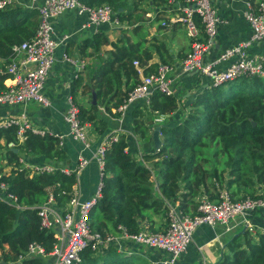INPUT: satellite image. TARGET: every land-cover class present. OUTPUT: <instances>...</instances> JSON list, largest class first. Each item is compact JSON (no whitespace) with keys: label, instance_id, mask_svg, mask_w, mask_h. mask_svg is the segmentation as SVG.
Here are the masks:
<instances>
[{"label":"trees","instance_id":"obj_1","mask_svg":"<svg viewBox=\"0 0 264 264\" xmlns=\"http://www.w3.org/2000/svg\"><path fill=\"white\" fill-rule=\"evenodd\" d=\"M80 2L90 7L107 4L124 23L131 21L139 5L152 3L158 6L166 0ZM194 20L203 28L198 16ZM38 21L35 6L18 5L0 11V59L5 64L9 62L14 46L35 35ZM108 44L107 36L97 32L83 42V49L91 48L99 53L101 47ZM111 45L113 51L107 54L110 62L99 64L92 70L94 84L90 89L95 93V103L88 107L78 103L75 90L79 79L70 87L79 120L96 127L101 136L107 130L102 115L118 118L119 115L112 110L122 104L138 82L132 62L150 59V55L140 51L139 43L124 45L120 40ZM160 58L165 64L163 57ZM176 107L174 97L152 92L144 108L146 112L139 108L133 111L132 128L136 138L144 143L150 141L154 115L164 116L175 111ZM159 126L161 148L143 155L144 162L129 153L125 135L117 134L118 140L107 148L101 197L89 214L93 231L105 235L116 233L117 226H122L129 234H135L145 222L151 221L152 216L166 219L168 205L172 202L178 201V209L184 214L188 213L189 205H195L196 211L198 202L195 204L194 199L201 193L209 194L211 190L214 196L210 200H215L218 190L223 188L233 200L259 195L255 190L264 184V78L241 77L220 86H209L196 96L185 117L166 119ZM16 132V127L0 129V173L4 166L11 167L9 176L3 180L8 185V192L23 207L17 208L0 200V264L15 262L31 243L41 245L46 253L51 252L55 243L53 232L40 228L37 210L31 208L46 202L45 190L49 187L53 188L55 207L63 208L76 183L75 174L67 176L59 170L32 178L25 172L15 171L18 159L24 155L41 158L58 168H62L66 158L58 139L48 134L40 137L28 132L22 144L8 149V143L16 142ZM214 145L216 148L209 156L205 150L211 151ZM215 155L224 158L221 170L214 163ZM225 170L229 174L225 182L227 188L222 186ZM243 193L245 195L240 196ZM105 253L111 258L108 264H132L135 261L133 256L117 260L119 253L114 247ZM81 257L80 264H103V254L85 250ZM50 260V257H38L24 260L22 264H47ZM216 264H264V234L254 236L242 231L233 235Z\"/></svg>","mask_w":264,"mask_h":264},{"label":"built area","instance_id":"obj_2","mask_svg":"<svg viewBox=\"0 0 264 264\" xmlns=\"http://www.w3.org/2000/svg\"><path fill=\"white\" fill-rule=\"evenodd\" d=\"M215 0H184L185 6L182 8L183 17L179 19L185 24L188 36L192 39L190 50L181 60L178 66L161 64L155 73L150 75L142 74V69L137 61L132 65L138 73L139 80L134 89L122 104L114 110L119 118L123 117L128 108L136 101L144 100L148 103L152 92L157 91L165 96L171 97L174 91L171 87L172 81L168 78L170 73L179 71L183 74L193 72L210 80V86H220L241 77L264 78V68L259 59H248L246 49L252 43L264 39V0H245L244 18L251 27L252 34L249 40L226 49L214 61L205 62V53L213 44V39L220 23L216 11L212 7ZM233 1V0H221ZM27 5L35 6L38 12V26L35 35L28 41L12 48V56L9 62L0 67V79L9 80V85L0 91V107H13L35 103L48 107L49 100L43 95L42 90L48 74L55 62L54 52L60 43H65L69 36H63L60 42L53 40V21L67 11L75 12L79 16L85 17L83 26L85 29H92L97 33L104 25L120 26L112 7L102 4L95 7L87 6L80 0H26ZM23 5L21 0H0V11L14 6ZM194 16H198L205 34L204 42L196 39V28L193 23ZM165 26V24H162ZM237 58L225 69H219V64ZM63 60L76 68L77 74L84 68V63L63 56ZM5 81V83H6ZM67 108L64 114V121L68 126V137L83 146V150L90 147L89 129L90 124L82 123L78 117V107L73 98L68 95L66 98ZM165 121L163 116L154 120L155 124H162ZM17 128L16 142L7 144L8 149H15L26 139V134L44 137L46 134L54 136L59 141L63 136L49 134L44 130L34 128L27 119L25 112L17 116L0 119V129ZM118 140L116 134L105 137L94 155V160L99 169V183L92 198L81 201L79 193L75 191L74 185L68 193L69 201L63 208L55 207L53 188H46L47 200L42 205L32 207L37 210L40 228L53 232L55 243L51 252L46 253L44 248L31 243L26 251L18 255L15 262L5 264H22L24 260L33 258H51V264H80L81 254L85 250H90L95 254H103L110 247L122 252L124 244L155 249L165 255L151 264H177L181 255L185 254L192 240L194 231L200 226L222 227L225 233L233 230V223L237 219H242L243 231L256 234V228L246 218L247 214L259 213L264 220V195L256 197H244L233 200L225 189L217 192V198L210 200L202 196L198 200L196 213L188 215L182 213L178 208L170 207L166 215V229L163 232H152L148 227L135 233L129 234L122 226H117L116 233L102 235L91 229L89 224V214L101 197L103 186L104 154L107 148ZM89 164V160L82 155L78 157L77 167L74 171L58 168L52 163L31 164L23 157L19 158L14 170L25 172L29 178L39 174H53L61 171L69 176L77 174ZM9 175L0 173V200L20 207L17 198L8 192V185L3 180ZM76 184V183H75Z\"/></svg>","mask_w":264,"mask_h":264},{"label":"crops","instance_id":"obj_3","mask_svg":"<svg viewBox=\"0 0 264 264\" xmlns=\"http://www.w3.org/2000/svg\"><path fill=\"white\" fill-rule=\"evenodd\" d=\"M21 1L23 5H27L26 0ZM145 4L148 8L144 11V17L136 21L135 15V23L132 21L120 22V26L104 25L99 29L98 32L107 36L109 41L108 45L101 47L99 53H95L91 48L83 49V42L92 38L95 34L92 29L83 28L86 21L85 17L71 11H67L59 16L53 21L52 38L58 43L63 36L68 35L69 39L65 43H60L56 48L54 52L55 62L43 86L42 93L49 100L50 105L43 107L35 103H29L24 106L0 107V119L17 116L25 112L28 121L34 128L44 130L49 134L63 136L60 148L64 151L66 158L62 168L74 171L77 167L79 155L89 160V164L77 174L76 184L73 188L79 193L81 201L89 200L96 191L99 183V169L94 160V155L105 137L111 134L125 135L129 153L136 160L144 162L142 156L152 154L155 151L152 142V129L159 126V124L154 123L150 131V141L144 143L138 140L133 133L132 114L137 108L142 109L145 113L146 109L144 108L148 105L149 101L148 103L144 100L136 101L128 108L122 118L112 119L104 113L102 119L106 123L107 130L101 136L96 127L91 126L89 129L90 147L84 151L81 144L72 141L68 137V126L64 121V114L67 108L66 98L70 95L72 83L77 82L78 79L80 80L75 90L76 99L79 104L88 107L87 100H84L87 93L89 95L93 93V102H90V104H94L95 93L90 89L92 84H94L92 70L96 66H99V64L103 65L106 61L110 62L111 59L108 58L107 54L113 51L111 44L119 43L120 40L124 45L139 43L141 44L140 51L150 55V59L146 61L142 60L139 62L138 60H134L140 64L142 74L144 75H146L145 73H148V75L155 73L158 66L163 64L160 56L166 61L165 64L178 66L190 50L192 39L188 36L185 24L179 21L184 16L182 12V8L185 6L184 0H166L164 4L158 6L152 3ZM212 7L216 11L220 23L217 26L212 46L205 53L204 59L206 63L214 61L226 49L249 40L252 34L251 27L244 18L246 9L245 0H215L212 2ZM193 23L196 28V39L204 42L205 34L203 28L196 25L194 18ZM162 24H165V26H162ZM245 53L248 59L261 60L264 68V39L252 43ZM63 56L84 63L85 66L77 74V77H75L76 68L65 62ZM236 59L233 57L219 64L218 68L225 69ZM3 65H5L4 60L0 59V67ZM137 78L139 80L138 73ZM168 78L172 81L171 87L174 94L171 97L176 99L177 107L175 111L163 117L165 120L170 118L180 120L187 115L196 96L203 89L209 87L211 83L207 77L201 76L197 72L183 74L176 71L170 73ZM122 79L125 81V78ZM5 81L6 78L0 79L3 90L9 85V80L6 83ZM112 113H114V109ZM157 117L159 116L154 115V120ZM159 140H162L160 134ZM22 157L31 164L48 163L41 158L28 157L27 155ZM146 165L148 166V163ZM8 167V170L11 172V167ZM258 191L260 192L259 194L264 195V188H259ZM202 196L213 198L214 193L212 190L209 194L205 193L203 195L201 193L194 199V203L196 204ZM178 205L179 202L177 201L172 202L168 207L178 208ZM195 213V205H189L187 214L193 215ZM246 218L251 220L256 228V233L264 234V220L259 213L247 214ZM241 224L242 219H237L233 223V230L229 233H225L224 229L219 226L198 227L192 235V240L186 253L181 255L177 264H216L224 253L225 246L231 237L243 231ZM166 225V219L158 216H152L150 222L144 223V226L151 228V231L153 230L152 232H163L166 229ZM118 253L126 258L135 257V261L132 264H136V262L151 264V262L165 255L163 252L155 249L131 244H124L123 251H118ZM106 254L103 253L104 257L101 262L103 264H108L111 261V258ZM47 264H51V260Z\"/></svg>","mask_w":264,"mask_h":264},{"label":"rangeland","instance_id":"obj_4","mask_svg":"<svg viewBox=\"0 0 264 264\" xmlns=\"http://www.w3.org/2000/svg\"><path fill=\"white\" fill-rule=\"evenodd\" d=\"M147 8H148V6L145 4V3H143V4H141V5H139L138 6V8H137V10L133 13V18L131 19V21L133 22V23H135L136 21H138V20H140L142 17H144V11L145 10H147ZM136 15V21L134 22V16ZM84 100H87V105L88 104H90V102H93V93L91 94V95H89L88 93L85 95V99ZM90 135V134H89ZM215 148H216V146L214 145V146H212V149H211V151H207V150H205V152H209L208 154H209V156H211L212 155V152L215 150ZM216 156V158H214V163L216 164V166L218 167V169L219 170H221V169H223L224 167H223V163H224V158L222 157V156H220V155H215ZM8 166H4L3 167V171H2V173L3 174H6V175H9L10 174V170H8ZM224 177H225V180H224V185H222V186H224V187H226L227 188V186H225V182L229 179V174H228V171L227 170H225V172H224ZM258 188H264V184L263 185H261V186H259V187H257L256 188V190H255V193L258 191ZM224 189V188H223ZM260 193V192H259ZM258 193V194H259ZM245 194L243 193V194H240V196H244ZM208 196V195H207ZM239 196V197H240ZM125 257L123 256V255H119L118 256V258H117V260L118 259H124ZM99 259H101V258H99Z\"/></svg>","mask_w":264,"mask_h":264},{"label":"water","instance_id":"obj_5","mask_svg":"<svg viewBox=\"0 0 264 264\" xmlns=\"http://www.w3.org/2000/svg\"><path fill=\"white\" fill-rule=\"evenodd\" d=\"M159 132H160V126H156L153 128L152 142H153V147L156 152L159 151L162 145L161 141L159 140ZM2 264H5V263L3 262Z\"/></svg>","mask_w":264,"mask_h":264}]
</instances>
